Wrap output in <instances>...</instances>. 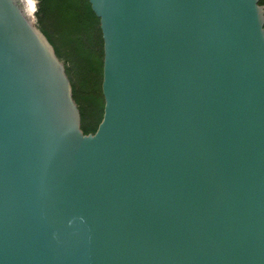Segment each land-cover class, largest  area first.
Returning <instances> with one entry per match:
<instances>
[{
  "label": "water",
  "instance_id": "water-1",
  "mask_svg": "<svg viewBox=\"0 0 264 264\" xmlns=\"http://www.w3.org/2000/svg\"><path fill=\"white\" fill-rule=\"evenodd\" d=\"M261 0H90L93 132L25 0H0V264H264Z\"/></svg>",
  "mask_w": 264,
  "mask_h": 264
},
{
  "label": "trees",
  "instance_id": "trees-1",
  "mask_svg": "<svg viewBox=\"0 0 264 264\" xmlns=\"http://www.w3.org/2000/svg\"><path fill=\"white\" fill-rule=\"evenodd\" d=\"M264 5V0L260 1ZM38 26L66 65L82 129L93 132L103 108V38L90 0H38ZM34 13V14H35Z\"/></svg>",
  "mask_w": 264,
  "mask_h": 264
},
{
  "label": "bare ground",
  "instance_id": "bare-ground-1",
  "mask_svg": "<svg viewBox=\"0 0 264 264\" xmlns=\"http://www.w3.org/2000/svg\"><path fill=\"white\" fill-rule=\"evenodd\" d=\"M25 5L29 17L34 21V13L36 7L35 0H25Z\"/></svg>",
  "mask_w": 264,
  "mask_h": 264
},
{
  "label": "rangeland",
  "instance_id": "rangeland-1",
  "mask_svg": "<svg viewBox=\"0 0 264 264\" xmlns=\"http://www.w3.org/2000/svg\"><path fill=\"white\" fill-rule=\"evenodd\" d=\"M35 4H36V11H37V8H38V0H35ZM34 22L38 25V19H37L36 13L34 14Z\"/></svg>",
  "mask_w": 264,
  "mask_h": 264
}]
</instances>
